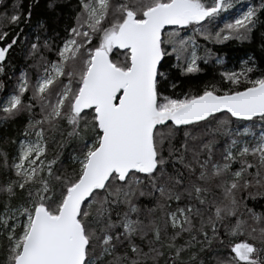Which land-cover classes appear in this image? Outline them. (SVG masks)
<instances>
[{
  "label": "snow or ice",
  "instance_id": "1",
  "mask_svg": "<svg viewBox=\"0 0 264 264\" xmlns=\"http://www.w3.org/2000/svg\"><path fill=\"white\" fill-rule=\"evenodd\" d=\"M237 3L0 0V264H264V66L200 79L264 51Z\"/></svg>",
  "mask_w": 264,
  "mask_h": 264
},
{
  "label": "trees",
  "instance_id": "2",
  "mask_svg": "<svg viewBox=\"0 0 264 264\" xmlns=\"http://www.w3.org/2000/svg\"><path fill=\"white\" fill-rule=\"evenodd\" d=\"M24 2L25 5H27L31 3L32 0H24ZM48 3L49 0H39L38 6L33 9V24H35L39 19L47 17L49 19L50 25L52 27H56V25L52 24V18L54 14L49 11L47 7ZM72 3H75V0H72ZM260 3L261 0H238L237 10L226 13L224 19L230 20L231 18H233L235 15H237L240 8H244L245 6H248L250 4L259 7ZM9 7H11V0H9ZM69 11L70 9L62 4L56 9L55 15H59L63 20H67ZM61 35H63V32H61ZM209 47L213 48L214 56L220 57L224 63L223 65H217L215 64V61L213 59L210 60L209 64L201 65L205 69L200 78L201 80H219V72L224 69H234L239 71L240 62L250 56L256 59L257 64L264 66V51H262L261 49L259 31H257L251 43L245 42L241 44L238 41H229L223 45H210ZM198 54L203 55V52L200 51L198 52ZM14 63L17 69L23 66V62L18 57L15 59ZM13 82L9 83V92L11 91V84ZM181 89L184 91L188 90L185 84H181ZM3 95L4 94L0 93V100L3 99ZM249 204L251 206H254L257 212L264 210V201H261L259 198L255 201H249Z\"/></svg>",
  "mask_w": 264,
  "mask_h": 264
},
{
  "label": "rangeland",
  "instance_id": "3",
  "mask_svg": "<svg viewBox=\"0 0 264 264\" xmlns=\"http://www.w3.org/2000/svg\"><path fill=\"white\" fill-rule=\"evenodd\" d=\"M247 6H245L244 8H246ZM238 14V13H237Z\"/></svg>",
  "mask_w": 264,
  "mask_h": 264
}]
</instances>
